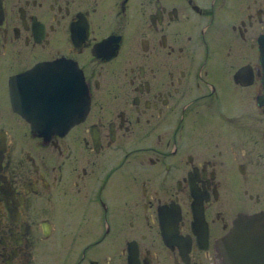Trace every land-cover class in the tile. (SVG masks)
<instances>
[{"label":"flooded vegetation","instance_id":"flooded-vegetation-1","mask_svg":"<svg viewBox=\"0 0 264 264\" xmlns=\"http://www.w3.org/2000/svg\"><path fill=\"white\" fill-rule=\"evenodd\" d=\"M262 35L264 0H0V264H217L264 212Z\"/></svg>","mask_w":264,"mask_h":264},{"label":"water","instance_id":"water-1","mask_svg":"<svg viewBox=\"0 0 264 264\" xmlns=\"http://www.w3.org/2000/svg\"><path fill=\"white\" fill-rule=\"evenodd\" d=\"M259 60L263 86L260 103L264 104V36L259 39ZM23 101L28 106H34L35 111L48 109L37 98H25ZM84 112L85 108L82 115ZM54 113L51 112L52 115ZM57 114L62 116L61 112ZM76 115H81V112L78 111ZM217 251L221 264H264V213L237 218L231 230L218 242Z\"/></svg>","mask_w":264,"mask_h":264},{"label":"bare ground","instance_id":"bare-ground-1","mask_svg":"<svg viewBox=\"0 0 264 264\" xmlns=\"http://www.w3.org/2000/svg\"><path fill=\"white\" fill-rule=\"evenodd\" d=\"M62 94V93H61ZM68 98V97H67ZM63 99V98H62ZM86 103V102H85ZM86 106V105H85ZM85 108V107H84ZM82 116V115H81ZM85 116V115H84ZM37 122V121H36ZM64 122V121H63ZM66 125V124H65ZM42 126V125H41ZM38 127V126H37ZM53 129V128H52ZM49 130V129H48ZM46 131H47V129H46ZM58 131V130H57ZM59 132H61V131H59ZM45 133V132H44ZM48 135V134H47ZM40 139V138H39ZM4 149V148H3ZM213 175V174H212ZM8 181V180H7ZM7 189V188H6ZM10 190V189H9ZM202 195V194H201ZM5 197V196H4ZM9 197V196H8ZM11 197V196H10ZM195 200V199H194ZM259 203H260V201H259ZM11 204V203H10ZM195 204V203H194ZM7 205V204H6ZM260 205V204H259ZM227 206V205H226ZM193 207V206H192ZM166 208V207H165ZM169 208V207H168ZM225 208V207H224ZM193 210V209H192ZM174 211V210H173ZM223 211H225V210H223ZM166 213V212H165ZM230 214H231V212H230ZM173 219V218H172ZM201 219V218H200ZM199 219V220H200ZM228 219V218H227ZM180 222V221H179ZM27 226V225H26ZM179 226V225H178ZM178 231V230H177ZM224 234V233H223ZM222 234V235H223ZM12 236H14V235H12ZM165 236V235H164ZM180 236V235H179ZM208 237V236H207ZM17 238V237H16ZM217 238V237H216ZM215 238V239H216ZM218 240V239H217ZM192 245V244H191ZM183 249V248H182ZM131 252V251H130ZM137 252V251H136ZM180 254V253H179ZM136 255V254H135ZM133 257V256H132ZM215 258V257H214ZM128 259V258H127ZM216 261H217V264H221V261H220V257L218 258V251H217V254H216ZM188 264H190V263H188Z\"/></svg>","mask_w":264,"mask_h":264}]
</instances>
